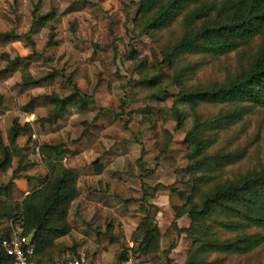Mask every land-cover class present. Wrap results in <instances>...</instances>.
<instances>
[{"label": "trees", "instance_id": "16d2710c", "mask_svg": "<svg viewBox=\"0 0 264 264\" xmlns=\"http://www.w3.org/2000/svg\"><path fill=\"white\" fill-rule=\"evenodd\" d=\"M36 8L30 32L35 24L42 25L50 17L37 15ZM123 20L128 21L126 14ZM131 23L138 34L147 35L158 48L162 64L171 71L169 82L162 83L160 71L147 67L133 50L127 57L134 62L148 94L159 99L162 112L170 110L172 116H146L138 121L128 113L126 119L115 115L106 121L100 110L90 122L83 123L81 134L71 141L75 155L100 138L121 143L151 129L156 145L143 150L141 158L166 154L175 161L184 157L187 177L170 184L143 185L141 191L126 198L119 172L106 170L114 197L129 208L147 203L149 198L166 196L173 211L172 228L192 242L182 264H215L216 259L209 260L212 255L248 254L264 241V163L231 177L225 175L228 166L243 159L245 149L226 150L221 134L255 109H264V0H138ZM30 32L25 37L30 55L43 57L55 44L53 30L45 41L37 40ZM20 40L12 29L0 26V47ZM19 60L17 57L11 63ZM207 66L214 72L203 76L200 73ZM10 72L9 65L0 68V107L29 110L36 115V122L50 129L55 128L70 103L79 109L90 103L107 108L110 84L124 79L117 73L99 72L90 92L88 79L79 76L70 83L72 92L68 96L57 91L35 95L33 90L53 79L54 73L34 79L24 72L21 82L8 86ZM170 86L176 91H168ZM49 106L53 108L48 110ZM19 116L14 113L8 129L0 121V179L10 165L17 138L29 130L28 125H20ZM188 116L191 122L186 126ZM178 142H184L186 149L171 147ZM39 154L42 164L23 165L25 177L41 181L39 187L27 193L19 189L14 182L19 178L16 170L9 182L0 185V244L12 228H21V235H33L34 261L55 264V240L72 232L68 214L79 195L78 178L61 162L64 151L60 145L42 140ZM159 211V206L149 203L145 213L138 216L132 240L141 237L131 255L123 225L109 224L96 232L101 249L115 253L110 264H121L129 258L167 262L164 251L157 248L161 233L154 220ZM184 215L189 224L179 228L175 221ZM0 264H13V260L0 252Z\"/></svg>", "mask_w": 264, "mask_h": 264}, {"label": "rangeland", "instance_id": "374dc122", "mask_svg": "<svg viewBox=\"0 0 264 264\" xmlns=\"http://www.w3.org/2000/svg\"><path fill=\"white\" fill-rule=\"evenodd\" d=\"M137 6L138 0H0V26L12 29L21 37L20 41L0 47V68L8 65L11 68L6 85L21 82L24 72L34 79L54 73V78L41 83L33 90V94L57 91L62 96H68L72 92L70 83L75 82L79 76L88 79L89 92L95 85L99 72L107 75L117 73L124 78L123 85L121 82L110 84L107 108L90 103L85 109H79L70 103L54 129L36 122V115L29 110L0 107V121L4 129L11 127L14 113L20 114V125L26 124L29 127V130L17 138L16 150H11L10 165L5 169L0 185L6 184L16 170L21 177L17 183L24 191L39 187L41 181L25 177L27 172L23 165L31 162L42 164L40 141L60 145L64 151L61 162L71 167L78 178L79 195L71 203L68 214L75 237L83 240L89 250H92L95 245L99 247L97 231L105 230L109 224H121L128 236H125V240L128 238L134 242L132 233L137 231L138 216L145 213L149 203H153L160 209L154 223L163 231L157 248L161 245V250L167 256L166 264H182L192 242L184 233L172 228L170 218L173 211L167 197L149 198L147 203L127 208L114 197L112 181L104 171L119 172V179L124 184V196L129 198L134 191H141L143 185L153 186L159 182L170 184L176 179H185L187 174L183 169L187 159L180 157L172 161L166 154L141 158L143 150L156 145L151 129L144 130L137 139L121 143L100 138L91 148L78 155H75L71 143L81 134L83 123L90 122L100 110L106 121L112 120L115 115L126 119L128 113H133L138 121L146 116H172L170 110L162 112L158 98L148 94L147 87L135 70L134 62L127 57L133 50L147 67H155L160 71L162 83L169 82L171 71L162 64L158 48L147 35L138 34L133 28L131 19ZM35 8L37 15L48 14L50 17L42 25L35 24L30 32ZM123 14H126L127 22L123 20ZM52 30L55 44L45 51L43 57L31 56L30 49L25 44L26 34L30 32L37 40L45 41ZM17 57L21 60L12 64ZM212 72L214 68L207 66L200 74L207 76ZM168 91L176 89L170 86ZM52 108L47 107L48 110ZM184 122L186 126L190 125L189 116ZM221 135V144L226 150L245 149L243 159L228 166L225 175L231 177L264 163V109H255L243 121ZM171 147L183 150L186 149V144L178 142ZM175 223L179 228H184L188 226L189 219L184 215L176 219ZM133 250L134 246L129 250L130 255ZM75 256L76 253L70 251L62 259ZM213 259H216L215 264H264V241L248 254L209 257V260Z\"/></svg>", "mask_w": 264, "mask_h": 264}, {"label": "crops", "instance_id": "0c3cea01", "mask_svg": "<svg viewBox=\"0 0 264 264\" xmlns=\"http://www.w3.org/2000/svg\"><path fill=\"white\" fill-rule=\"evenodd\" d=\"M31 114H33V113H31ZM19 179H21V177L14 179V181L16 182L18 188L21 189L22 191H24L17 183V181ZM24 192L27 193L29 191H24ZM1 198L4 199L5 196L2 195ZM153 199H155V198H153ZM162 232L163 231H160V233H162ZM75 234H76L75 231H72L70 234L63 236V237H60L57 240H55V250L58 253L57 255L54 256L55 262H61V261L67 260V259H62V257L71 251V252L76 253V256L71 257V258L82 259L85 264H110L111 259L115 256V253L113 251L102 250L98 244V241H97V244L99 247H97V245H95V247L92 250L91 249L89 250L87 245H85V243H83V240H79L77 236L75 237ZM125 236L128 237L127 233H125ZM126 242L128 243L129 247L133 248V246H134V250L138 246L137 242H135V244H134V242L130 241L128 238L125 240V243ZM161 248L162 247L160 245L159 250H161ZM71 258H68V259H71ZM121 264H166V262L164 259L159 260L157 262H153L152 260L132 261L131 258H129L127 261L122 262Z\"/></svg>", "mask_w": 264, "mask_h": 264}, {"label": "built area", "instance_id": "2783aa9c", "mask_svg": "<svg viewBox=\"0 0 264 264\" xmlns=\"http://www.w3.org/2000/svg\"><path fill=\"white\" fill-rule=\"evenodd\" d=\"M0 252L9 256L13 264H39L34 261V246L28 236L21 235V228L11 229L8 238H4L0 244ZM55 264H85L82 259L71 258Z\"/></svg>", "mask_w": 264, "mask_h": 264}, {"label": "water", "instance_id": "95a60500", "mask_svg": "<svg viewBox=\"0 0 264 264\" xmlns=\"http://www.w3.org/2000/svg\"><path fill=\"white\" fill-rule=\"evenodd\" d=\"M32 238H33V235H30V236H29V241H31V240H32Z\"/></svg>", "mask_w": 264, "mask_h": 264}]
</instances>
